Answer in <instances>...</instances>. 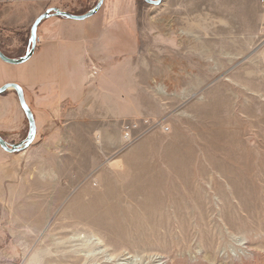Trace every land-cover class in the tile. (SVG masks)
I'll list each match as a JSON object with an SVG mask.
<instances>
[{"label":"rangeland","instance_id":"obj_1","mask_svg":"<svg viewBox=\"0 0 264 264\" xmlns=\"http://www.w3.org/2000/svg\"><path fill=\"white\" fill-rule=\"evenodd\" d=\"M120 8L136 51L84 62L87 88L119 71L116 124L61 118L24 151L0 147V264H264V0ZM29 32L21 47L0 36L3 53L20 55ZM28 130L0 125L9 143Z\"/></svg>","mask_w":264,"mask_h":264},{"label":"crops","instance_id":"obj_2","mask_svg":"<svg viewBox=\"0 0 264 264\" xmlns=\"http://www.w3.org/2000/svg\"><path fill=\"white\" fill-rule=\"evenodd\" d=\"M121 1L104 0L99 10L84 20L49 17L39 24L36 49L27 61L13 65L0 59V86L9 82L21 86L35 119L36 137L61 118L66 119L67 125H114L121 118V112L113 110L115 106L110 107L107 102L108 95L114 94L108 85L119 84L118 70L111 67L102 71L93 87L87 88L84 83L86 54L102 53L112 64L137 49L136 22L131 14L121 12ZM70 2L72 0H21L10 4L9 8L0 4V36L12 38L21 47L23 32L31 28L38 15L50 7L72 13ZM28 46H24L20 55L12 57L23 56ZM6 91L11 92L0 95V125L2 130L9 134L16 132L19 136L28 121L14 90ZM72 130L76 136H71V140L78 141L81 128ZM88 139L94 140V137ZM74 155L84 157V152Z\"/></svg>","mask_w":264,"mask_h":264},{"label":"water","instance_id":"obj_3","mask_svg":"<svg viewBox=\"0 0 264 264\" xmlns=\"http://www.w3.org/2000/svg\"><path fill=\"white\" fill-rule=\"evenodd\" d=\"M103 1L104 0H98L96 5L92 9H90L87 12L82 13V14H74V13H71L68 11L61 10L57 7L47 8L44 12H42L40 15H38L36 17V19L34 20L32 26L30 28L29 46H28L26 53L19 58H13V57L7 56L0 49V59L6 63L13 64V65L21 64V63L27 61L33 55V53L36 49L37 30H38L39 24L43 20H45L49 17H52V16L64 17V18H68V19H72V20H84V19L92 16L93 14H95L97 12L99 10V8L101 7ZM144 1L149 3V4H152V5H159L162 2V0H144ZM8 89H13L16 92L17 99L19 101V105H20L23 113L25 114V116L27 118L28 128H29L27 136L25 137V139H23L17 143H9L5 139H3L0 135V147L3 150H5L6 152L15 153V152L24 151L25 149H27L31 145V143L34 140L35 135H36V123H35L33 113H32L31 109L29 108V106L25 100L24 91L21 88V86L17 83H14V82L6 83V84L0 86V95Z\"/></svg>","mask_w":264,"mask_h":264},{"label":"built area","instance_id":"obj_4","mask_svg":"<svg viewBox=\"0 0 264 264\" xmlns=\"http://www.w3.org/2000/svg\"><path fill=\"white\" fill-rule=\"evenodd\" d=\"M21 0H0V4L2 5H10V4H16ZM95 58L88 56L87 57V72H86V79L87 81H91L95 79L100 71L98 64L94 60ZM127 138V137H126ZM131 137H128L127 140H130Z\"/></svg>","mask_w":264,"mask_h":264},{"label":"flooded vegetation","instance_id":"obj_5","mask_svg":"<svg viewBox=\"0 0 264 264\" xmlns=\"http://www.w3.org/2000/svg\"><path fill=\"white\" fill-rule=\"evenodd\" d=\"M14 93H16V92L14 91ZM5 94H6V91L2 93V95H5ZM0 135H1V137H2L3 139H5L4 136H3V134L0 133ZM5 140H6V139H5ZM6 141H7V140H6Z\"/></svg>","mask_w":264,"mask_h":264},{"label":"bare ground","instance_id":"obj_6","mask_svg":"<svg viewBox=\"0 0 264 264\" xmlns=\"http://www.w3.org/2000/svg\"><path fill=\"white\" fill-rule=\"evenodd\" d=\"M82 236V235H81Z\"/></svg>","mask_w":264,"mask_h":264}]
</instances>
